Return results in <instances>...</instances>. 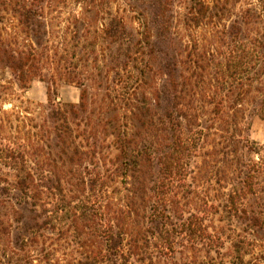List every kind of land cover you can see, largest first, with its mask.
Wrapping results in <instances>:
<instances>
[{
	"label": "rangeland",
	"instance_id": "374dc122",
	"mask_svg": "<svg viewBox=\"0 0 264 264\" xmlns=\"http://www.w3.org/2000/svg\"><path fill=\"white\" fill-rule=\"evenodd\" d=\"M22 1L0 0V44L28 52L30 46L36 45L18 21L16 10ZM148 2L46 0L41 18L43 36H39L40 46L36 47L33 61L40 76L32 78V74L21 88L10 69L0 62V143L21 146L34 172L37 165L47 163L50 167L45 168L61 178L67 193L62 202L56 195L36 199L21 196L16 189L15 171L0 162V264H80L89 252L97 250L99 238L95 236H100L107 210L104 206L94 211L87 209L81 215L72 209L80 198L73 186L75 176L69 173L73 167L63 165V160L52 153L57 159L53 162L42 151L49 152L46 143L50 126L45 121V106L49 100L77 104L80 91L67 80L75 76L87 89L92 125L110 117L102 112L110 100L108 95L114 94L112 69L123 59L127 44L120 36L107 38L103 31L113 17L121 19L136 41L149 21L144 9ZM199 2L209 12L196 16L194 11L191 15L190 10ZM170 10V29L178 49L196 52L194 60L201 55L197 65H188L186 90L205 135L188 167L186 180L190 188L185 196L189 203L185 210L203 214L209 231L222 238L218 252H211L216 264H264V250L260 247L240 259L236 257L228 236L245 230L230 216L225 204L231 188L242 180L245 163H259L264 158V119L255 108L258 101L264 100V0H172ZM233 23L240 27V36L229 38L227 32ZM233 45L245 49L241 61L244 69L220 88L208 59L225 57ZM159 78H147L144 90L152 93ZM120 108L119 116H130L126 107ZM262 161L256 181L260 201L257 196L251 197L257 210L264 205V193L260 191L264 187ZM32 217L38 228L27 230L24 223ZM248 232L246 236L264 246L263 231ZM204 252L198 246L188 254L196 256L195 264H200L198 256ZM180 258L177 255L176 260L151 264H183Z\"/></svg>",
	"mask_w": 264,
	"mask_h": 264
},
{
	"label": "trees",
	"instance_id": "16d2710c",
	"mask_svg": "<svg viewBox=\"0 0 264 264\" xmlns=\"http://www.w3.org/2000/svg\"><path fill=\"white\" fill-rule=\"evenodd\" d=\"M45 2L23 0L16 10L20 25L32 36L36 47L40 46L39 36H43ZM171 6L172 0H149L144 8L149 21L136 41L124 20L113 17L104 29L107 38L120 36L127 44L123 59L112 69L114 94L108 95L110 100L102 115L110 117L104 122L92 125L87 89L75 76L67 80L78 87L79 102L61 104L49 100L45 106V121L50 126L46 143L49 152L42 151L53 162L57 159L52 153L63 160V165L73 167L69 173L75 176L73 186L80 198L72 209L81 215L87 209L94 211L104 206L107 210L100 236H95L99 246L80 264H151L176 260L177 255L183 264H195L197 257L188 252L198 246L205 251L198 256L200 264H216L211 252L217 253L223 245L222 238L209 231L203 214L185 210L189 203L185 196L190 188L186 180L188 167L205 135L186 90L188 65H197L201 55L194 60L196 52L178 49L170 29ZM208 10L199 2L190 13L206 15ZM240 30L236 23L230 24L227 35L236 38ZM30 47L28 52H17L0 44V62L10 69L21 88L32 74V78L40 76L33 64L36 47ZM232 47L225 57L208 59L220 88L244 69L241 61L245 49ZM150 77H160L152 93L144 90ZM47 95L50 97L49 92ZM121 106L128 109L129 117L118 115ZM255 108L264 119V100L258 101ZM26 156L21 146L0 143V162L15 171L19 195L30 199L56 195L62 202L67 193L61 178L45 168L50 167L47 163L37 165L34 172ZM263 159L245 163L242 180L226 197L230 216L245 230L228 236L238 259L256 247L264 250L262 244L246 236L250 235L248 231H263L264 239V202L262 210H257L251 199L259 192L256 181ZM260 191L264 193V187ZM24 228H38L36 219H28Z\"/></svg>",
	"mask_w": 264,
	"mask_h": 264
}]
</instances>
